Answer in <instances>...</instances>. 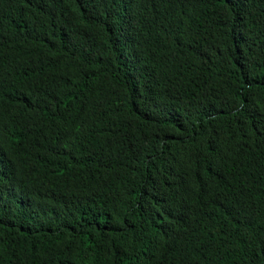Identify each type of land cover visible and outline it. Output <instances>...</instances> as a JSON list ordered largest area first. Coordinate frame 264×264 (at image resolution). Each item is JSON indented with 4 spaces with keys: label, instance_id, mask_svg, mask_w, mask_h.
I'll list each match as a JSON object with an SVG mask.
<instances>
[{
    "label": "trees",
    "instance_id": "1",
    "mask_svg": "<svg viewBox=\"0 0 264 264\" xmlns=\"http://www.w3.org/2000/svg\"><path fill=\"white\" fill-rule=\"evenodd\" d=\"M0 264H264V0H0Z\"/></svg>",
    "mask_w": 264,
    "mask_h": 264
}]
</instances>
